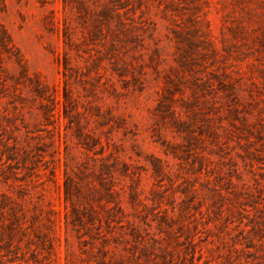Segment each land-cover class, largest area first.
<instances>
[{"label":"rangeland","instance_id":"rangeland-1","mask_svg":"<svg viewBox=\"0 0 264 264\" xmlns=\"http://www.w3.org/2000/svg\"><path fill=\"white\" fill-rule=\"evenodd\" d=\"M106 1L0 0V264H264V0Z\"/></svg>","mask_w":264,"mask_h":264},{"label":"trees","instance_id":"trees-1","mask_svg":"<svg viewBox=\"0 0 264 264\" xmlns=\"http://www.w3.org/2000/svg\"><path fill=\"white\" fill-rule=\"evenodd\" d=\"M70 0H65V4H69ZM124 7V0H107L105 3H103V6L100 10V13L103 16L106 17H113V16H118L120 15V11L119 9ZM15 46L12 43V40L9 36V34L6 32V30L4 28L0 27V62L2 60H4L5 58H10L13 59V55L16 54V50L14 49ZM15 51V52H14ZM18 62L20 63L21 60L19 58V55L17 56ZM1 73H3V69H2V65L0 64V79L4 78L2 81H6L9 77H1ZM15 81V83L17 82V80H13ZM38 91V95L41 97L43 96V92L41 88H37ZM89 145V144H88ZM8 149H10L9 153L7 154V159H16L17 154H16V147L15 145H8ZM26 155H28L26 153ZM67 193H69V191H67Z\"/></svg>","mask_w":264,"mask_h":264}]
</instances>
